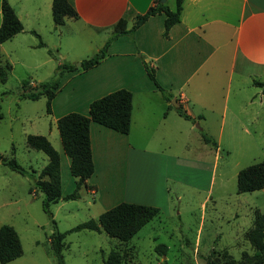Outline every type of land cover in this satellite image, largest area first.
<instances>
[{"label": "rangeland", "instance_id": "1", "mask_svg": "<svg viewBox=\"0 0 264 264\" xmlns=\"http://www.w3.org/2000/svg\"><path fill=\"white\" fill-rule=\"evenodd\" d=\"M8 1L24 30L1 44L0 66L9 63L11 69L6 79L0 76V153L8 159L16 158L26 173L0 162V226H14L23 247L22 255L6 264H58L50 239L55 229L53 219L58 230L65 232L91 218L97 219L105 208L92 195L95 192L83 188L79 198L51 204L53 218L43 209V194L35 190L34 182L49 157L31 147L27 137L46 135L62 152L55 117L81 110L82 103L68 84L51 112L47 110L46 96L31 99L24 98L23 93L36 91L37 83L54 75L48 60L56 58L78 66L81 60L98 52L105 34L84 28L73 19L54 29L52 11L36 18L32 15V1ZM167 3L176 7L175 0ZM219 80H224L222 74ZM25 81L28 82L24 86ZM256 82L264 83V74L252 80L258 86L253 96L257 101L236 116L228 112L221 133L217 120L208 119L205 124L213 136L221 134L220 149L218 144L205 145L203 132L197 126L194 134L172 135L177 142L174 151L179 155L184 153L197 160L203 157L210 164L202 167L197 162L195 169H189L193 186L171 182L174 202L168 211L126 242L103 230L68 233L62 250L65 264H106L105 259L112 252H118L122 264H208L211 255L226 264L224 252L236 260L242 259L245 252L253 255L255 247L247 233L254 226L255 213L264 212V189L239 193L237 176L242 168L264 160V85ZM186 139L190 141L188 148H184ZM61 175L63 192H73L76 178L64 162ZM178 193L182 194L181 200L176 198ZM159 245L166 246L165 254L157 251Z\"/></svg>", "mask_w": 264, "mask_h": 264}, {"label": "crops", "instance_id": "2", "mask_svg": "<svg viewBox=\"0 0 264 264\" xmlns=\"http://www.w3.org/2000/svg\"><path fill=\"white\" fill-rule=\"evenodd\" d=\"M30 1L36 18L52 11L53 0ZM156 1L71 0L79 17L65 22L73 19L84 28L105 34L99 51L114 35L117 22L127 20V32L111 39L100 63L89 70L77 66L79 69L64 74L52 101L54 109L66 85H72L82 103V109L74 112L89 115L93 100L122 88L133 93L128 134L94 121L90 126L95 173L87 180L86 189L95 192L92 195L105 211L121 202L159 207V215L168 211L174 202L171 182L193 186L189 169H195L197 162L202 167L210 164L203 157L197 160L179 155L174 151L177 142L172 135L194 134L197 126L212 136L220 149L221 134L213 136L205 124L208 119L217 120L221 133L228 112L236 116L257 101L253 96L258 86L252 80L264 74V0H182L181 21L171 27L168 36L164 35V13L149 17L131 31L135 16L146 13ZM167 2L171 10L176 9ZM65 24H55L54 29ZM48 62L50 70L66 63L56 58ZM145 62L155 69L158 82L171 100L149 77ZM179 107L193 120L183 117L177 111ZM65 114L55 117L56 126ZM189 143L186 139L184 148ZM57 151L61 169L63 162L70 169L71 159L63 145L62 152ZM176 198L181 200L182 194Z\"/></svg>", "mask_w": 264, "mask_h": 264}, {"label": "trees", "instance_id": "3", "mask_svg": "<svg viewBox=\"0 0 264 264\" xmlns=\"http://www.w3.org/2000/svg\"><path fill=\"white\" fill-rule=\"evenodd\" d=\"M2 23L0 26V54L1 44L16 34L23 31L24 26L16 13L14 7L8 0H3L1 4ZM182 0H177V7L171 10L166 3L157 0L146 13L135 16L131 31L141 26L149 17L164 13L165 30L164 35L168 36L169 30L181 21ZM52 16L56 25H63L67 18H78L79 14L71 0H53ZM127 32V20L122 18L115 25L114 35L111 39ZM33 33L39 34L35 31ZM40 37V36H39ZM109 39L103 48L92 57L83 59L80 68L89 70L100 63L105 57L110 41ZM41 45H43L41 43ZM149 77L155 82L159 90L167 100L171 96L160 85L156 78L155 69L148 62H145ZM11 65L7 63L0 66V76L6 79ZM79 69L74 64L63 63L57 66L54 75L46 81L39 82L34 92L23 93L24 98L38 99L44 95L47 98V110L51 112L52 101L61 86V79L68 71ZM28 81H25L24 86ZM256 85L264 83L256 82ZM133 109V93L128 89H118L103 97L93 100L89 106V115L80 112H70L61 116L57 121V127L61 137L64 152L70 157V170L76 178L73 192L64 194L61 180V157L60 153L53 146L47 136L42 134H30L27 137L28 144L46 153L49 162L43 167L39 176L35 179L34 188L43 194V209L53 218L50 209L51 204L60 200L77 199L81 196V190L88 188L87 180L95 173V164L91 145V122L94 121L118 132L128 134L131 130ZM177 111L186 119L193 118L185 113L181 107ZM203 139L207 143L217 145V141L203 132ZM0 162L8 165L11 169L25 174V168L16 158H6L0 153ZM237 189L239 193L264 189V160L242 168L237 176ZM160 208L132 202H121L110 209L104 211L97 219L91 218L79 223L74 228L61 232L55 226L50 239L53 253L58 260V264H65L63 255L64 240L68 233L90 229L95 231H105L109 236L116 237L121 241L131 240L147 223L159 216ZM248 240L255 247L253 255L243 253L242 259L236 260L227 252L223 253L226 264H264V212L257 211L254 218V226L247 233ZM157 251L163 255L166 252L165 245H159ZM23 253L20 236L14 226L3 224L0 226V263L11 262ZM106 264H122L121 256L118 252H112L106 259ZM164 264V263H161ZM208 264H220L217 258L212 255L208 258Z\"/></svg>", "mask_w": 264, "mask_h": 264}, {"label": "water", "instance_id": "4", "mask_svg": "<svg viewBox=\"0 0 264 264\" xmlns=\"http://www.w3.org/2000/svg\"><path fill=\"white\" fill-rule=\"evenodd\" d=\"M161 1H162L163 3H166L167 0H161ZM80 65H81V62L78 63V66H80ZM172 104H173L174 106H177V103H176L175 100L172 101Z\"/></svg>", "mask_w": 264, "mask_h": 264}]
</instances>
